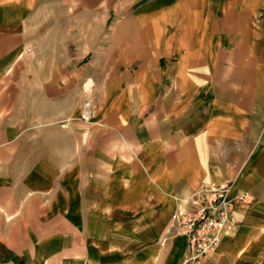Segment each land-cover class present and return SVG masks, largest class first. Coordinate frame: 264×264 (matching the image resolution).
Masks as SVG:
<instances>
[{"label": "crops", "instance_id": "crops-1", "mask_svg": "<svg viewBox=\"0 0 264 264\" xmlns=\"http://www.w3.org/2000/svg\"><path fill=\"white\" fill-rule=\"evenodd\" d=\"M227 183L200 264H264V0H0V264H185Z\"/></svg>", "mask_w": 264, "mask_h": 264}, {"label": "built area", "instance_id": "built-area-1", "mask_svg": "<svg viewBox=\"0 0 264 264\" xmlns=\"http://www.w3.org/2000/svg\"><path fill=\"white\" fill-rule=\"evenodd\" d=\"M92 115L87 102L81 110V118L88 120ZM231 184L204 186L189 196L186 210L176 211L170 229L186 238L185 264H200L217 248L219 242L232 235L237 228L233 217L236 202L249 205L248 194L229 198Z\"/></svg>", "mask_w": 264, "mask_h": 264}, {"label": "rangeland", "instance_id": "rangeland-1", "mask_svg": "<svg viewBox=\"0 0 264 264\" xmlns=\"http://www.w3.org/2000/svg\"><path fill=\"white\" fill-rule=\"evenodd\" d=\"M173 232L177 233L176 231H173Z\"/></svg>", "mask_w": 264, "mask_h": 264}]
</instances>
